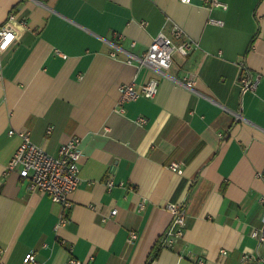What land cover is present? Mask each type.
<instances>
[{
  "label": "crops",
  "instance_id": "obj_1",
  "mask_svg": "<svg viewBox=\"0 0 264 264\" xmlns=\"http://www.w3.org/2000/svg\"><path fill=\"white\" fill-rule=\"evenodd\" d=\"M218 1L225 7L0 0V28L9 31L0 46V264H29L30 255L39 264L71 256L87 264L264 262L251 237L264 212V0ZM173 25L198 48L173 53L163 75L139 68L134 59L159 32L172 38ZM241 61L259 79L254 92L240 94ZM187 75L192 90L182 85ZM150 78L159 80L155 97L125 101L117 113L118 87L139 89ZM11 130L28 131L50 155L80 139L68 211L15 171L5 174L20 144ZM181 201L183 235L157 249L171 219L164 205ZM60 215L67 221L55 230Z\"/></svg>",
  "mask_w": 264,
  "mask_h": 264
},
{
  "label": "built area",
  "instance_id": "obj_2",
  "mask_svg": "<svg viewBox=\"0 0 264 264\" xmlns=\"http://www.w3.org/2000/svg\"><path fill=\"white\" fill-rule=\"evenodd\" d=\"M183 3H188L190 0H180ZM208 8H224L225 5L218 0H205ZM214 24H221L218 21L211 20ZM25 26V22L21 21ZM172 38L167 37L164 33L159 32L149 43L144 54L135 58L137 66L147 67L156 75H163L164 71L169 68L171 64V57L173 53L177 52L182 56L188 55L198 45L193 40L187 39L184 32L177 26L173 25L171 30ZM9 31L5 27L0 28V46L7 40ZM111 56H115L112 53ZM129 57L133 58L129 55ZM1 74V70H0ZM258 77L255 76L247 67L244 61L239 63L238 83L240 94L245 92H254L258 85ZM195 83L194 75H187L184 78L182 85L192 90ZM159 80L157 78H150L139 89H136L133 84H122L118 87L119 101L116 109L117 113H122L121 104L125 101H136L139 98L153 99L158 91ZM144 117H137L134 123L142 127L146 124ZM16 134L20 139V144L9 160L5 174L9 171H15L20 179L27 180L28 189L30 191H37L48 195V197L55 203L59 204L64 211L71 208L70 194L78 187L80 183L79 178V161L81 152L79 149L80 139L76 136L70 137L65 143H62L56 155L46 153L42 148L33 144L30 141L28 131H9V134ZM168 168L177 173L182 174L183 171L179 163H170ZM111 179L105 180L107 190L113 187ZM262 200V199H261ZM187 205L184 201L169 202L164 205L170 215L171 219L166 226L163 233L157 241V247L168 248L172 242L182 237L185 228V219L187 216ZM143 205H139L141 210ZM116 209H112L108 215L103 216V220L112 217L116 214ZM260 226L255 227L251 231V237L257 242V245L264 248V212L260 215ZM67 218L63 215L58 217L54 225L57 230L64 226ZM134 238V234L129 233V240ZM246 255L242 256V261L246 260ZM29 264H39L34 255H30L27 259ZM200 263V261H199ZM66 264H87L81 260L71 256L68 258ZM259 264L264 262L259 261Z\"/></svg>",
  "mask_w": 264,
  "mask_h": 264
},
{
  "label": "trees",
  "instance_id": "obj_3",
  "mask_svg": "<svg viewBox=\"0 0 264 264\" xmlns=\"http://www.w3.org/2000/svg\"><path fill=\"white\" fill-rule=\"evenodd\" d=\"M158 249V248H157Z\"/></svg>",
  "mask_w": 264,
  "mask_h": 264
}]
</instances>
